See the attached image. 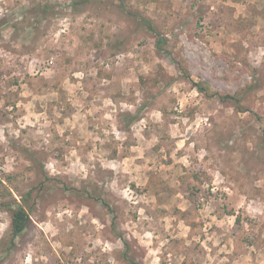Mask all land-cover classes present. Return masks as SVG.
<instances>
[{
  "label": "rangeland",
  "instance_id": "374dc122",
  "mask_svg": "<svg viewBox=\"0 0 264 264\" xmlns=\"http://www.w3.org/2000/svg\"><path fill=\"white\" fill-rule=\"evenodd\" d=\"M0 264H264V0H0Z\"/></svg>",
  "mask_w": 264,
  "mask_h": 264
},
{
  "label": "trees",
  "instance_id": "16d2710c",
  "mask_svg": "<svg viewBox=\"0 0 264 264\" xmlns=\"http://www.w3.org/2000/svg\"><path fill=\"white\" fill-rule=\"evenodd\" d=\"M151 29L153 28L151 27ZM195 86L199 91L201 92L205 91V88L201 86L199 83H196ZM11 216H12L11 218L12 235L14 238L17 237L20 233H22L26 228V225L29 221V214L26 211V207L23 204H17L13 208Z\"/></svg>",
  "mask_w": 264,
  "mask_h": 264
}]
</instances>
